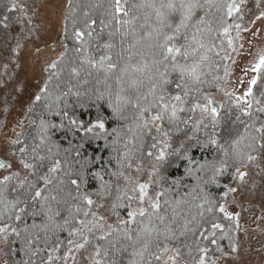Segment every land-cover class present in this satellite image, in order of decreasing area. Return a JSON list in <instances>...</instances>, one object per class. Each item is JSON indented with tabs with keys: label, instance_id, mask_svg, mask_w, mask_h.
<instances>
[{
	"label": "trees",
	"instance_id": "trees-1",
	"mask_svg": "<svg viewBox=\"0 0 264 264\" xmlns=\"http://www.w3.org/2000/svg\"><path fill=\"white\" fill-rule=\"evenodd\" d=\"M113 3L114 0H69L67 4L63 32L67 49L56 67L48 70L46 91L37 103L38 122L21 143L33 162L29 176L13 195L10 182L0 184V226L13 223L18 210L25 207L23 218L9 239L8 264H40L51 250L64 253L87 209L84 197L105 196L113 179L139 160L146 137L145 129L139 127L143 122L137 118L139 110L124 99L117 100L119 89L115 77L119 71L108 73L105 78L104 72L84 62L87 58L98 60L110 52L113 61L121 67L146 63L150 71L136 74L144 81L143 86L138 91L121 94L131 96L134 102L137 96H146L147 99L140 100L142 107H150L156 95H165L173 88L175 95L181 96L185 88L190 89L185 98V111L177 113L178 119L170 123L169 116L165 115L163 125L172 132L178 131L188 120L197 93L211 92L218 86L229 51L230 33L239 16V13L227 16L231 0H198L203 7L195 10L190 27L186 33L182 30L175 41L177 46L185 44V34L191 38L197 28L201 30L197 38L205 47L199 49V54L207 58L200 61L198 82L187 77L180 80L170 65L167 69L163 64L153 66V59L159 57L148 54L152 51L148 45L155 43L149 33L154 37V30L161 26L155 10L147 5L158 6L160 0H127L125 7L129 15L120 14L119 19L129 20L128 25L118 24L112 18ZM168 20L174 27L179 16H169ZM197 21L201 22L197 24ZM77 31L82 33L80 37L76 36ZM163 31L171 32L168 28ZM105 44L113 47L105 49ZM116 53H121L123 58L119 59ZM184 62L181 57L180 63ZM72 67L80 69L78 76L72 75ZM157 69L165 73L169 84L162 83L156 75ZM150 75L154 77L152 81L148 79ZM153 82L160 85L155 95L148 91ZM177 83L183 86L177 89ZM154 111L159 109L151 108V112ZM68 118L85 125L99 118L105 124V131L100 135H83L68 129ZM263 123L264 92L253 118L227 141L222 152L216 144L210 143L214 138L205 136L165 163L154 176V186L161 193L159 211L154 212L149 207L144 217L137 216L131 224L118 226L109 236L100 239L101 264H152L154 255L163 246L190 247L202 231L209 230L213 224H220L222 228L213 238L212 249L230 251L235 223L225 220L218 208L225 187L231 181L232 167L245 163L249 155L259 151L256 141L260 135L256 129ZM57 161L59 169L50 183L45 184L43 178ZM73 180L77 183L73 184ZM37 189L42 194L33 198ZM119 204L118 211L125 215L126 203ZM158 216L164 217L163 222ZM44 218L51 223V228H47ZM149 221L155 225L151 235L140 232L142 225ZM126 233L132 236L131 240Z\"/></svg>",
	"mask_w": 264,
	"mask_h": 264
},
{
	"label": "rangeland",
	"instance_id": "rangeland-1",
	"mask_svg": "<svg viewBox=\"0 0 264 264\" xmlns=\"http://www.w3.org/2000/svg\"><path fill=\"white\" fill-rule=\"evenodd\" d=\"M68 2L69 0H0V21H4L5 16L9 18L6 21L8 27L0 23V158L8 162L6 165H10L0 168V184L10 182L12 195L25 185L31 170V167L24 168L21 161L33 165L26 154L28 151L25 145L21 143L38 122L39 101L35 97H41L44 93L41 89H46L50 65L53 61L57 62L67 49L63 32ZM13 3L16 8L9 11ZM231 4L239 8V11H233L232 14L239 13V16L230 33L229 51L222 76L215 90L200 91L196 95L195 104L206 105L208 99L212 101L209 111L202 112L197 108L190 114L187 123L176 132L163 125V121L149 123L144 128L146 137L143 148L139 151L138 162L113 179L105 196L92 199L94 203L87 205L89 215H84L80 220L72 241L84 243V237L87 236L88 242L79 249L75 247V243L70 244L61 254L57 250H51L48 258L40 264H96L97 260H101L100 254L96 255L97 249L100 250V237L106 238L118 226L125 225L120 221L129 220V211L140 207L147 210L150 202L156 200V193L160 191L154 186V176L165 163L204 140L205 136L214 138L218 151L222 152L227 141L253 118L264 92V66L258 72L252 70L264 56V0H231ZM227 16L230 17L228 12ZM253 78L257 80L255 85L250 83ZM249 88L252 89V94L245 95ZM172 95H175L174 88L172 92L165 94L166 97ZM211 108L217 109L215 126ZM155 114L156 111L151 112V115ZM66 123L69 130L83 135H100L105 131V128H95L90 133L85 132L91 124H81L73 118H68ZM157 124L160 132L156 130ZM259 128L262 129L259 132L260 149L251 155L256 159L236 163L232 167L231 181L225 187L218 208V213L225 220L235 223L231 250L217 252L212 249L213 238L222 228L218 224V228L203 230L190 247L165 245L168 251L164 252L163 246L154 255L152 264H200L202 258L204 264H264V223L261 218L254 223L252 215V208L264 211V123ZM162 132H167V136L161 135ZM17 140L20 142L14 143ZM165 142L170 147L165 148ZM153 143L157 145L156 148L151 147ZM20 148L25 151L21 153ZM161 150L165 152V157L157 160ZM149 152L152 153L151 156L148 155ZM237 169L245 173L243 179L239 177ZM54 175L55 172H49L48 180L51 181ZM5 177L9 179L5 180ZM139 184L148 185L143 204L138 199ZM130 196L131 200L128 198ZM120 202L126 203L125 215L118 211ZM221 205L224 207L223 212L220 211ZM23 209L18 210L13 223L0 226L6 227V231L0 232V264H8L9 239L23 218ZM92 213L96 214L95 217ZM44 219L47 228H51V223L46 222L47 218ZM82 221L92 228L91 232L87 231ZM132 221L126 224H131ZM156 256L160 259L157 260Z\"/></svg>",
	"mask_w": 264,
	"mask_h": 264
},
{
	"label": "snow or ice",
	"instance_id": "snow-or-ice-1",
	"mask_svg": "<svg viewBox=\"0 0 264 264\" xmlns=\"http://www.w3.org/2000/svg\"><path fill=\"white\" fill-rule=\"evenodd\" d=\"M127 0H114V3L112 4V7L114 8L113 13V19L116 20L118 24H124L128 25L130 23L129 20H121L119 19L120 14H123V16L127 17L129 15V11L126 9ZM135 7V5H133ZM147 7L152 8L155 10L157 18L160 23V29L154 30L156 35L153 37L151 33H149V38L154 39L155 43L149 44L148 47L152 51L148 54L155 56H158L159 59H153L152 63L153 66L163 64L165 69L171 66V71L178 74L180 80H184L186 77L190 78L194 82H198L200 79V73H199V67H200V61L206 59L207 57L205 55L199 54V49L204 48L205 45L198 40V34L200 33V29L197 28L196 32H194L189 38L186 34L184 35V39L186 41L185 44L177 46L175 41L177 40V37L182 34V30L186 33V30L190 27V22L193 20V17L195 15V10L197 8L203 7V5H200L198 3V0H160L159 5L156 4H148ZM16 8L15 3H13L12 7L9 8V11H12ZM233 11H239V8L235 4H230L228 6V15L230 16ZM179 16L178 22H175V26L173 27V22L168 20L169 16L177 15ZM9 18L7 16L4 17V21H0V23L4 24V27H8V24L6 21ZM202 20V18H201ZM201 21H197V24H199ZM94 23V22H93ZM103 23V21H102ZM195 27V25H192ZM236 27H239L237 25ZM168 28L171 30V32H164L163 29ZM119 31V29H117ZM227 31V29H225ZM82 35L81 32L77 31L76 36L80 37ZM89 36L92 35L91 32L88 33ZM113 46L111 44H105V49H111ZM80 49H77L79 51ZM141 55H146L145 53H141ZM197 55H199V59H196ZM116 56L119 59H122L121 53H116ZM183 58L185 61L184 63H180V58ZM88 65H90L93 69H98L99 71H102L105 73V78H107L108 73L119 71V74L115 77L116 85L119 89L117 92V100L120 101L121 99H124L127 104H131L132 108L138 109V120L143 121L139 127L146 128L149 123L155 124L156 121H163L165 118V115L167 114L169 116V122H173L178 119V112L185 111L184 104L186 103L185 98L189 95L190 89L185 88L183 96L181 95H172L170 97H166L163 94L156 95L155 96V103H153L150 107H142L140 105L141 99H147L146 96H137L135 102L133 101L131 96L123 97L121 94L125 92H133L138 91L140 87L143 86L144 81L140 79L136 74H144L150 69L147 67V64L143 66H133L131 64H126L123 67L119 66L117 62L113 61V55L109 52L108 54H103L99 57V59L95 58H87L85 61ZM264 66V56L260 58L259 63L252 69L254 72H258L261 67ZM51 68L56 67V62L53 61V63L50 65ZM72 75L78 76L80 74V69L76 67H72L70 69ZM90 74V73H89ZM156 75L162 80L163 84H169L170 81L166 78L165 73L159 72V70H156ZM148 79L152 81L154 79L153 76H148ZM252 85H255L257 83V80L253 78L250 82ZM183 85L180 83H177L176 87L177 89H180ZM160 87V85L156 82H153L151 86L149 87L148 91L149 94L155 95L157 89ZM41 91H46V89H41ZM252 89L249 88L248 91L245 93V95H251ZM102 98V96L100 97ZM37 101L41 99V97L38 95L35 97ZM212 104V101L208 99V103L206 105H201L199 103L194 104L191 108V111L195 112L197 108H199L202 112H208L210 105ZM251 105H249L250 107ZM151 108H158L159 111L156 112L155 115H151ZM145 114H148V118H145ZM246 115L248 113H245ZM211 115L213 117V126H215L216 117H217V110L215 108H211ZM75 123V122H73ZM184 123H187V121H184ZM156 130L160 132V126L157 124ZM95 128H99L100 130H103L105 128V124L102 120L99 118L97 119V122L94 124H91L89 127L85 129V132H92ZM46 131V129H44ZM261 128H257L256 132H261ZM161 135L167 136V132H162ZM155 139V137H153ZM20 141H14V143H19ZM41 142L43 143V139H41ZM259 143V141H256ZM210 143L215 145L217 141L215 139L210 140ZM156 144L153 143L151 145L152 148H156ZM164 147H170L166 142L164 144ZM19 151L23 153L25 151L24 148H20ZM149 156L152 155L151 152L148 153ZM165 157V152L163 150L160 151L159 155L156 157L157 160H163ZM249 161L255 160L256 157L249 155L247 158ZM24 168H30L32 165L21 161ZM10 165H6L2 162H0V168L9 167ZM60 167L59 161L54 163L52 167L48 169L50 173L56 172ZM238 175L241 179L244 178L245 173L237 169ZM9 179L8 177H5V180ZM44 183H50L47 177L43 178ZM73 184H76L77 181L73 180ZM139 202L141 204L144 203L145 197L147 196V184H139ZM231 191H235V189H231ZM41 191L39 189L36 190L35 196L33 198H38L41 196ZM161 193H156V200L150 202V207L153 209L154 212H158L160 209V203H159V197ZM129 200L132 199V197H128ZM84 202L87 205H92L94 201L90 199L89 197H84ZM220 211H224V207L221 205ZM146 210L143 207H140L138 210H132L128 212V221H120L122 224H126L131 222L137 215L140 217H144L146 215ZM227 215V213H225ZM85 216H88L89 213L86 211L84 213ZM92 215L95 217V213H92ZM161 222H163L164 217L158 216L157 217ZM231 218V217H229ZM19 219V217H17ZM84 224L85 228H87L88 232L92 231L91 227H88V224L86 222H81ZM102 227V226H101ZM110 227V226H109ZM213 228L220 227L218 224H213ZM155 230V225H152L151 221H149L148 224H143L140 232L151 235V233ZM6 231L5 228H0V232ZM129 240L132 239V236L128 233L125 234ZM100 239H104V237H100ZM88 242L87 236L84 237V243H75L74 241H69L70 244L75 243V247L77 249L83 248L84 244ZM163 251L167 252L168 248L167 246L163 247ZM178 251V249L176 250ZM235 251V249H233ZM100 254V250L97 249L96 255ZM106 254V250H105ZM156 259L159 260L160 257L156 256ZM170 259H172L170 257ZM96 264H101L99 260L96 261ZM200 264H204L203 258L200 261Z\"/></svg>",
	"mask_w": 264,
	"mask_h": 264
},
{
	"label": "flooded vegetation",
	"instance_id": "flooded-vegetation-1",
	"mask_svg": "<svg viewBox=\"0 0 264 264\" xmlns=\"http://www.w3.org/2000/svg\"><path fill=\"white\" fill-rule=\"evenodd\" d=\"M0 162L4 163V164H8V162H6L5 160L0 158ZM253 209V222L257 223L258 218H261L260 220L264 223V211H260L257 208H252ZM263 229H264V224L262 225Z\"/></svg>",
	"mask_w": 264,
	"mask_h": 264
},
{
	"label": "water",
	"instance_id": "water-1",
	"mask_svg": "<svg viewBox=\"0 0 264 264\" xmlns=\"http://www.w3.org/2000/svg\"><path fill=\"white\" fill-rule=\"evenodd\" d=\"M213 106H215V105H213ZM217 106H218V104H217ZM217 110V109H216Z\"/></svg>",
	"mask_w": 264,
	"mask_h": 264
}]
</instances>
